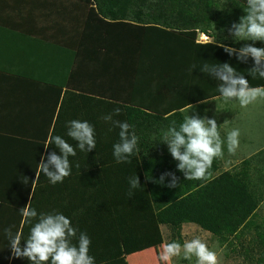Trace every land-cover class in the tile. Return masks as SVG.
I'll use <instances>...</instances> for the list:
<instances>
[{
    "label": "trees",
    "instance_id": "16d2710c",
    "mask_svg": "<svg viewBox=\"0 0 264 264\" xmlns=\"http://www.w3.org/2000/svg\"><path fill=\"white\" fill-rule=\"evenodd\" d=\"M125 3L143 6L142 19L128 13V21L119 24V33L112 29L114 25L111 24V39L106 43L109 52H104L106 60L101 62L96 59L92 68L103 79L100 86H95L98 88L96 91L88 92L95 98H81L82 101L74 104L67 101L65 96L69 94H65L50 135L55 136L62 129L66 131L64 139L74 146L78 144L67 136L68 125L60 128L59 120L65 113H72V119L88 121L95 128L96 148L89 153L77 149V155L69 158V176L117 163L113 145L119 142V128L106 122L103 117L120 108L121 114L114 119L130 123L139 137L140 151L130 159H139L153 217L156 223L168 229L171 241L181 242L179 238L184 224H195L213 233L220 243L224 241L225 234L230 236L240 227H252L254 236L246 247L241 246L239 253L248 264H264V215L259 217L255 212L261 204L264 205V163L263 167H258L252 165L249 159L234 170L217 174L218 159H215L204 178L186 179L185 174L178 170L179 162L170 154L168 145L160 141L163 131L172 121H176L177 125L182 122L181 109L222 97L218 91L220 81L202 72L205 65L211 67L230 63L238 74L245 75L250 86L264 87V78L250 74V68L254 67L251 58L240 62L236 56L220 47L223 43L196 42L198 32L211 37L213 33L209 35V29L217 31L218 28L238 23L240 17L246 15V0H125ZM98 8L101 9L99 1ZM253 44L264 48V42L256 41ZM224 45L239 50L245 44ZM5 79L9 78L0 81ZM69 89L75 90L73 85ZM55 95L53 112L58 106L60 92L57 91ZM51 121L52 118H49L47 133ZM37 146L39 156L31 174L30 188L25 190L19 202L6 207L9 213L0 219L2 228L12 227L14 233L20 229L23 217L20 209L27 205L31 190V207L38 214L53 213L56 204L62 206L61 213H68L63 208L60 185L52 184L42 172L36 180V168L44 143L40 142ZM52 152L61 155L53 144L46 149L44 162ZM258 155H264V151ZM166 173H174L178 178L175 187H168L171 176H165L163 183L159 182ZM41 187L48 188L43 197L38 193ZM257 217L262 220H257ZM29 226L32 224L27 222L23 235L25 240L29 235ZM16 259L25 264L28 261L27 258Z\"/></svg>",
    "mask_w": 264,
    "mask_h": 264
},
{
    "label": "crops",
    "instance_id": "0c3cea01",
    "mask_svg": "<svg viewBox=\"0 0 264 264\" xmlns=\"http://www.w3.org/2000/svg\"><path fill=\"white\" fill-rule=\"evenodd\" d=\"M98 1L101 9L98 8ZM152 10L158 12L154 8ZM144 11L143 6L126 4L125 0H0V79L18 78L14 81H0V219L7 217L9 212L6 207L19 202L25 195V190L30 188L31 174L39 156L37 144H45L51 135L64 95L69 94L65 97L69 103L74 104L82 101L81 98H95L88 92L96 91L98 88L95 86H100L103 79L92 68L96 59L101 62L106 60L105 53L109 52V45L106 43L111 39V24L114 25L112 29L119 33V24L128 21V13H134L142 19L141 13ZM141 24L142 22L139 25ZM230 29L231 26L218 28L217 31L209 29V35L210 32L213 33L211 37L203 32L198 34L208 37L202 44L213 41L223 44H253L252 41L237 42L230 34ZM116 31L114 32L117 34ZM106 56L108 59V54ZM72 85L75 90L69 89ZM57 91L60 92V98L53 112ZM249 105L251 109L248 108ZM66 107L68 108V104ZM261 109H264V103L257 100L241 106L238 100L226 101L223 97H214L187 106L180 112L183 114L182 121L190 114L214 118L221 125L220 132L225 139V146L223 156L217 158L216 172L219 174L234 170L249 159L252 160V165L263 167L264 155L258 154L264 151V123L258 127L257 114H254L255 110ZM71 114L61 115L60 128L75 120ZM49 118L52 121L47 133ZM240 123L244 126H239ZM233 129H239L240 135L237 147L229 152L226 137ZM65 132L59 129L57 135L64 138ZM45 152L44 147L40 161ZM130 160L131 163H115L97 168L102 172L117 164H128L122 172L117 169L112 176H108L109 181L105 176L101 181L104 180V184L112 181L125 183L129 182L130 177L138 175L144 186L139 159L136 157ZM75 176L64 178L62 183L72 181ZM62 183L57 184L62 188ZM65 194L68 199L66 190ZM29 202L32 204V190L27 204ZM255 212L262 217L264 205L261 204ZM259 217L257 220H262ZM27 222L22 217L19 229L22 237ZM185 225L197 227L203 234L215 238L221 249L226 248L230 253L237 252L240 256L241 246L246 247L254 236L252 227H240L230 236L225 234L224 241L220 243L213 233L202 230L195 224H184L182 229ZM27 228L30 233L31 226ZM10 249L9 239L0 224V264H25L16 259ZM242 258L244 259L243 256ZM244 262L248 263L245 259ZM26 263L31 264L29 260Z\"/></svg>",
    "mask_w": 264,
    "mask_h": 264
},
{
    "label": "clouds",
    "instance_id": "9594fccd",
    "mask_svg": "<svg viewBox=\"0 0 264 264\" xmlns=\"http://www.w3.org/2000/svg\"><path fill=\"white\" fill-rule=\"evenodd\" d=\"M244 11L246 15L240 17L238 23L232 24L230 34L237 42H264V0H246ZM220 47L228 54L236 56L240 62L251 58L254 67L250 68V74H258L260 78H264V48L251 43L245 44L239 50L224 44ZM202 72L220 81L218 91L226 101L238 100L241 106H247L258 99H264V87L250 86L245 75L238 74L230 63L211 67L205 65ZM121 111L116 108L103 119L119 128V142L113 145V155L117 163H131L130 157L140 151L139 137L130 123L114 119ZM220 128L221 125L214 118L189 114L178 125L176 121H172L167 130L163 131L160 141L168 145L170 154L179 162L178 170L185 174L186 179H202L214 160L224 154L225 139L221 136ZM68 129L67 136L78 144L74 146L59 135L49 136L44 147L47 149L54 144L61 155L52 152L46 157L47 162L42 159L38 163L36 180L42 172L52 184L62 183L71 174L69 158L77 155V149L89 153L96 148L95 128L91 123L71 120L68 122ZM239 135V129L228 132L226 142L229 152L237 147ZM165 176L172 177L168 187H175L178 182L175 174L162 175L160 183H163ZM129 183L131 189H136L141 185L139 176L130 177ZM20 211L32 226L26 240L19 231L13 234L12 227L4 229L14 257L27 258L31 264H95V257L90 255V237L85 232L77 235L79 230L73 226L69 217L58 212L38 214L31 207V202ZM176 257L190 262L195 258V264H219L217 251L210 248L206 239L201 236L184 239L182 243L176 240L163 243L159 257L163 264H172Z\"/></svg>",
    "mask_w": 264,
    "mask_h": 264
},
{
    "label": "rangeland",
    "instance_id": "374dc122",
    "mask_svg": "<svg viewBox=\"0 0 264 264\" xmlns=\"http://www.w3.org/2000/svg\"><path fill=\"white\" fill-rule=\"evenodd\" d=\"M257 102L264 103V99ZM248 108L251 109L250 105ZM254 114H257L258 127L263 126L264 109L255 110ZM127 165L117 164L102 172L96 169L62 183L63 208L68 212L65 216L78 228L77 235L85 232L90 237V255L95 257V264H163L159 258L162 244L171 241V236L166 227L156 223L146 187L140 185L131 189L128 181L125 182L128 184L101 181L103 176L108 180L117 169L122 172ZM47 191V187H41L38 193L43 197ZM61 210L62 206L56 204L53 213H61ZM193 236L206 239L209 247L217 251L219 264H248L237 252L221 249L215 238L192 225L181 229L179 239L182 243ZM172 264H195V258L190 262L176 257Z\"/></svg>",
    "mask_w": 264,
    "mask_h": 264
},
{
    "label": "built area",
    "instance_id": "2783aa9c",
    "mask_svg": "<svg viewBox=\"0 0 264 264\" xmlns=\"http://www.w3.org/2000/svg\"><path fill=\"white\" fill-rule=\"evenodd\" d=\"M208 40V37L204 34H198L196 38V42H206Z\"/></svg>",
    "mask_w": 264,
    "mask_h": 264
}]
</instances>
